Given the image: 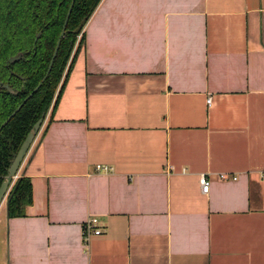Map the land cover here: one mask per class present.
<instances>
[{"label": "crops", "instance_id": "crops-1", "mask_svg": "<svg viewBox=\"0 0 264 264\" xmlns=\"http://www.w3.org/2000/svg\"><path fill=\"white\" fill-rule=\"evenodd\" d=\"M82 38L0 264H264V0H101Z\"/></svg>", "mask_w": 264, "mask_h": 264}, {"label": "trees", "instance_id": "trees-1", "mask_svg": "<svg viewBox=\"0 0 264 264\" xmlns=\"http://www.w3.org/2000/svg\"><path fill=\"white\" fill-rule=\"evenodd\" d=\"M72 0H0V82L8 83L13 93L0 87V125L22 103L41 81L47 70L63 22ZM101 0H75L61 39L52 69L36 93L0 132V185L10 161L35 122L49 110L51 113L61 97L72 68L62 80L77 35L73 31L81 20L93 14ZM40 37L36 39V35ZM83 41V38H82ZM22 53L10 65L7 60ZM32 203L31 182L18 177L7 196L8 218L21 217Z\"/></svg>", "mask_w": 264, "mask_h": 264}, {"label": "water", "instance_id": "water-1", "mask_svg": "<svg viewBox=\"0 0 264 264\" xmlns=\"http://www.w3.org/2000/svg\"><path fill=\"white\" fill-rule=\"evenodd\" d=\"M75 0H72L69 10L67 12L63 27H62V31L60 33V36L57 40L56 43V47L54 49L52 58L50 60L47 72L44 76V78L42 79L41 83L33 90V92L31 94H29V96L24 100V102L22 103V105L33 95V93H35L37 91V89L40 87V85L44 82V80L46 79L47 75L49 74L52 64H53V60L56 56L59 44L61 39L63 38L64 34H65V27L68 21V18L70 16L73 4H74ZM88 20V16H86L85 18H83L80 22V24L78 25V27L73 31L74 35H78L80 34V32L82 31L84 25L86 24ZM37 37H39V34L37 35ZM22 57V53H18L17 55L11 57L8 59L7 63L8 64H12L15 61H18L20 58ZM0 86L3 87L4 89L8 90L9 92L12 93V90L9 88V86L7 84H2L0 83ZM21 105V106H22ZM21 106H19L17 108V110L11 115V117L14 116V114L21 108ZM10 117V118H11ZM9 118V119H10ZM9 119L2 125V127L4 125H6V123L9 121ZM44 123V114H42L41 118L34 124V126L32 127V129L30 130V132L27 134L25 140L23 141L21 147L19 148L18 152L16 153V155L14 156V158L12 159V161L10 162V165L7 169V174L4 176L3 181L0 185V207L2 205V203L4 202V199L11 187V185L13 184L14 180L17 178V175L20 171V168L30 150V147L32 146L37 134L39 133L40 129L42 128V125ZM1 129V128H0Z\"/></svg>", "mask_w": 264, "mask_h": 264}, {"label": "built area", "instance_id": "built-area-1", "mask_svg": "<svg viewBox=\"0 0 264 264\" xmlns=\"http://www.w3.org/2000/svg\"><path fill=\"white\" fill-rule=\"evenodd\" d=\"M211 103H212V97L207 98L206 104L208 107L211 106ZM95 169L98 173H103V174H109L112 171L111 168L106 167V166H96ZM219 177L222 180L228 179L225 175H220ZM231 179L236 180V177H233ZM199 186L202 189H206L209 186V182L206 176L204 175L200 176ZM103 233H104V228H102L98 217L90 216L82 226V239H83L84 244H86L89 241L90 237L99 236Z\"/></svg>", "mask_w": 264, "mask_h": 264}, {"label": "flooded vegetation", "instance_id": "flooded-vegetation-1", "mask_svg": "<svg viewBox=\"0 0 264 264\" xmlns=\"http://www.w3.org/2000/svg\"><path fill=\"white\" fill-rule=\"evenodd\" d=\"M71 2H72V1H71ZM74 2H75V1H74ZM73 5H74V4H73ZM69 7H70V6H69ZM68 10H69V9H68ZM67 12H68V11H67ZM70 14H71V13H70ZM66 15H67V14H66ZM69 17H70V16H69ZM65 18H66V17H65ZM68 20H69V18H68ZM64 21H65V20H64ZM67 23H68V21H67ZM63 24H64V22H63ZM66 26H67V24H66ZM62 27H63V26H62ZM61 31H62V29H61ZM65 32H66V27H65ZM60 33H61V32H60ZM38 34H39V37H40V33H38ZM38 34H37V35H38ZM37 35H36V39L39 38V37H37ZM59 36H60V35H59ZM64 36H65V34H64ZM64 36H63V37H64ZM78 36H79V38H78ZM58 38H59V37H58ZM60 42H61V41H60ZM56 43H57V42H56ZM81 44H82V31L80 32V34L77 35L76 42L74 43V45H73V47H72V50H71V53H70V56H69L68 62H67V64H66V67H65V70H64V74H63L62 80H63V78L65 77V75L67 74V71H68V68H69V65H70L72 59L74 58V56L76 57V54H77V52H78V50H79ZM59 46H60V44H59ZM55 47H56V46H55ZM54 49H55V48H54ZM58 49H59V47H58ZM53 52H54V51H53ZM57 52H58V50H57ZM19 53H20V52H19ZM17 54H18V53H17ZM17 54H16V55H17ZM52 55H53V54H52ZM56 55H57V53H56ZM12 57H13V56H12ZM22 57H23V54H22ZM22 57H21V58H22ZM55 57H56V56H55ZM10 58H11V57H10ZM21 58H20V59H21ZM51 58H52V56H51ZM20 59H19V60H20ZM54 59H55V58H54ZM19 60H18V61H19ZM50 60H51V59H50ZM7 61H8V60H7ZM15 62H17V61H15ZM15 62H14V63H15ZM53 62H54V60H53ZM49 63H50V61H49ZM12 64H13V63H12ZM7 65H10V64L7 63ZM48 66H49V64H48ZM52 66H53V64H52ZM47 69H48V67H47ZM51 69H52V67H51ZM50 71H51V70H50ZM46 72H47V70H46ZM46 72H45V74H46ZM49 73H50V72H49ZM48 75H49V74H48ZM48 75H47V77H48ZM44 76H45V75H44ZM44 76H43V78H44ZM47 77H46V78H47ZM43 78H42V79H43ZM42 79H41V81H42ZM45 80H46V79H45ZM45 80H44V81H45ZM41 81L38 83V85L41 83ZM0 83H2V82H0ZM43 83H44V82H43ZM43 83H42V84H43ZM2 84H7V85H8V83H2ZM42 84H41V85H42ZM38 85H37V86H38ZM41 85H40V87H41ZM8 86H9V85H8ZM37 86H36V87H37ZM0 87H1V86H0ZM36 87H35V88H36ZM40 87H39V88H40ZM2 88H3V87H2ZM9 88H10V87H9ZM35 88H34V89H35ZM39 88H38V89H39ZM3 89H4V88H3ZM10 89H11V88H10ZM34 89H33V90H34ZM38 89H37V91H38ZM5 90H6V89H5ZM11 90H12V89H11ZM33 90H32V92H33ZM7 91H8V90H7ZM37 91H36V92H37ZM8 92H9V91H8ZM32 92H31V93H32ZM36 92H35V93H36ZM10 93H11V92H10ZM12 93H13V91H12ZM31 93H30V94H31ZM33 94H34V93H33ZM28 96H29V95H28ZM28 96H27V97H28ZM32 96H33V95H32ZM32 96H31V97H32ZM27 97H26V98H27ZM31 97H30V98H31ZM26 98H25V99H26ZM30 98H29V99H30ZM25 99H24V100H25ZM29 99H28V100H29ZM24 100L22 101V103L24 102ZM28 100H27V101H28ZM27 101H26V102H27ZM26 102H25V103H26ZM22 103H21L19 106H21ZM25 103H24V104H25ZM24 104H23V105H24ZM23 105L21 106V108L23 107ZM19 106H18V107H19ZM18 107H17V108H18ZM17 108H16V109L10 114V116H9V117H8V118H7V119H6V120L0 125V128H1V129H0V132H1V130H2V129L8 124V122H9V121H10V120L16 115V113L20 111L21 108H20V109L14 114L13 117H11V115L17 110ZM50 111H51V110H49V112H48L47 114L43 113V114H44V121H45V119L47 118V116H48V114L50 113ZM41 116H42V115H41ZM41 116H40V118H41ZM10 117H11V118H10ZM9 118H10V119H9ZM40 118H39V119H40ZM8 119H9V121L6 123V125H4V126L2 127V125H3ZM39 119H38V120H39ZM38 120H37V121H38ZM37 121H36V122H37ZM36 122H35V123H36ZM43 124H44V123H43ZM33 126H34V125H33ZM33 126H32V127H33ZM42 126H43V125H42ZM31 129H32V128H31ZM29 132H30V131H29ZM24 140H25V139H24ZM21 145H22V144H21ZM20 147H21V146H20ZM17 152H18V151H17ZM15 155H16V154H15ZM13 158H14V157H13ZM11 161H12V160H11ZM11 161H10V162H11ZM9 165H10V164H9ZM8 167H9V166H8ZM7 169H8V168H7ZM6 174H7V173H6ZM17 178H18V175H17ZM17 178H16V179H17ZM16 179H15V180H16ZM15 180H14V181H15ZM13 183H14V182H13ZM12 185H13V184H12ZM12 185H11V186H12ZM10 189H11V187H10ZM10 189H9V191H10ZM9 191H8V193H9ZM8 193H7L6 197H5V199H7ZM5 199H4V200H5Z\"/></svg>", "mask_w": 264, "mask_h": 264}, {"label": "rangeland", "instance_id": "rangeland-1", "mask_svg": "<svg viewBox=\"0 0 264 264\" xmlns=\"http://www.w3.org/2000/svg\"><path fill=\"white\" fill-rule=\"evenodd\" d=\"M3 204V203H2ZM5 204H7V199H6V201H4V206H5Z\"/></svg>", "mask_w": 264, "mask_h": 264}]
</instances>
